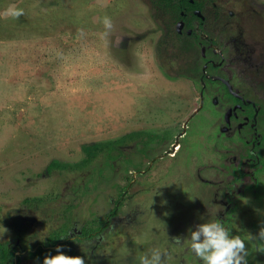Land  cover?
<instances>
[{
	"label": "rangeland",
	"instance_id": "obj_1",
	"mask_svg": "<svg viewBox=\"0 0 264 264\" xmlns=\"http://www.w3.org/2000/svg\"><path fill=\"white\" fill-rule=\"evenodd\" d=\"M254 21L246 26L264 36L262 18ZM174 32L153 0H0V242L14 247L21 237L25 249L37 250L45 224L94 229L120 207L104 242L111 264H134L153 247L167 253L165 264H201L174 237L209 209L246 240L249 264H264V239L256 237L264 152L253 177L218 187L231 178L214 169L219 147L236 137L243 148L244 138L224 130L230 104L218 82L206 81L195 113L203 89L195 73L205 62ZM186 123L182 148L168 153ZM132 132L146 134L119 144L115 158L105 153L71 171L50 166L78 165L86 145ZM139 167L145 172L133 173ZM28 251L20 264H43Z\"/></svg>",
	"mask_w": 264,
	"mask_h": 264
},
{
	"label": "flooded vegetation",
	"instance_id": "obj_2",
	"mask_svg": "<svg viewBox=\"0 0 264 264\" xmlns=\"http://www.w3.org/2000/svg\"><path fill=\"white\" fill-rule=\"evenodd\" d=\"M153 3L164 16L168 15L173 20L175 37L183 43L185 51L196 54L205 62L195 73L203 83L200 107L195 109V113L204 107L206 81L218 82L223 88V102L230 104L223 116L224 130L229 132L228 136L239 133L244 138L243 148L238 149L241 141L236 137L232 140L233 144L225 143L221 145L222 149L219 147L222 161L214 169L220 176L223 175L222 179L225 175L231 176L228 184H224L222 180L218 184L225 192L226 188L231 189L232 184L243 182L247 173L253 177L262 165L264 36H260L261 30L257 25L252 28L246 25L251 18L255 19L254 23L261 18L264 22V0L262 3L259 0H153ZM187 126L188 123L176 135L172 151L168 153L175 155L182 148L181 138L185 135ZM145 134L139 132V140ZM154 136L155 139L159 138V135ZM143 144L146 146L147 142ZM138 171L145 172L139 167L133 173ZM119 208L116 207L110 217L94 229L70 220L55 228H47L49 225L45 224V239L37 245L38 249L45 250L46 255L59 244L69 254L84 256L86 264H111L112 261L108 259L109 249H106L104 242L107 241L111 217H115L113 215L117 214ZM55 230L59 232L60 238L55 245H51L50 237ZM20 242L21 237H18L14 247L8 243L13 255L12 261L8 260L6 264H20L23 252L28 251ZM38 249L28 253L37 256ZM43 257L42 260L36 259L37 262H43Z\"/></svg>",
	"mask_w": 264,
	"mask_h": 264
},
{
	"label": "clouds",
	"instance_id": "obj_3",
	"mask_svg": "<svg viewBox=\"0 0 264 264\" xmlns=\"http://www.w3.org/2000/svg\"><path fill=\"white\" fill-rule=\"evenodd\" d=\"M12 15L19 16L23 9H12ZM105 29L112 27L108 16L103 18ZM218 216V211L215 214ZM264 239V222H261L258 235ZM40 238V237H39ZM179 244H187L188 248L201 264H249L247 242L238 234H234L220 219L213 218L209 211L201 214V222L190 225L187 235L174 237ZM40 239H45L40 238ZM75 239V237H73ZM63 245H56L55 253L49 252L43 257V264H86L82 255H72L63 251ZM167 253L158 247L150 248L134 257V264H165Z\"/></svg>",
	"mask_w": 264,
	"mask_h": 264
},
{
	"label": "trees",
	"instance_id": "obj_4",
	"mask_svg": "<svg viewBox=\"0 0 264 264\" xmlns=\"http://www.w3.org/2000/svg\"><path fill=\"white\" fill-rule=\"evenodd\" d=\"M137 137H139V132H132L129 133L125 136H123L121 139L117 140V141H108V142H97V143H93V144H89L86 145L84 147V151L86 153L85 158L79 162V164H71V163H67V162H61L58 160H54L50 163V166H52L54 169L58 168V171H63L65 169L68 170H77L78 167L80 169L85 168L87 166H90L92 163H94L101 155L103 154H107L108 156L111 158H115L114 154L112 155V151H114L119 144L122 143H128V141L136 139ZM52 169V171L54 170ZM50 172V171H49ZM28 201V200H26ZM30 201V200H29ZM32 201V200H31ZM35 209L37 208V205H34ZM64 229V228H63ZM60 238L59 236V232L56 230L53 231L51 237H50V244L51 245H55L58 241V239ZM56 248L51 249V253H55ZM12 251L10 250L8 243L6 242H0V256L2 258V264H6V262L8 260L12 261V255L13 253H11ZM45 254V250H43L41 248V252H36V255L38 257H43Z\"/></svg>",
	"mask_w": 264,
	"mask_h": 264
}]
</instances>
